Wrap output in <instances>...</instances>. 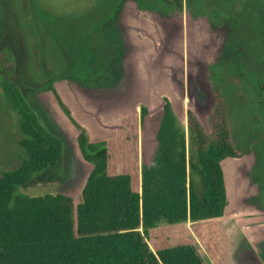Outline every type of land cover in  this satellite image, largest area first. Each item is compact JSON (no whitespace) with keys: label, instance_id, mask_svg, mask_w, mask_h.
<instances>
[{"label":"rangeland","instance_id":"1","mask_svg":"<svg viewBox=\"0 0 264 264\" xmlns=\"http://www.w3.org/2000/svg\"><path fill=\"white\" fill-rule=\"evenodd\" d=\"M26 1L27 9L23 0H0V58L15 56L20 74L27 73L30 101L54 121L71 152L65 172L62 167L34 177L20 192L62 193L79 204L92 169L80 156L76 129L45 90L50 81L43 85L34 77L36 51L53 74L79 90L77 98L93 106L83 116L97 138L114 136L123 116L148 108L141 128L145 164L154 156L164 99L183 124L191 109L210 133L217 85L235 147L254 159L249 178L264 188V0H194L179 11L164 0ZM41 68L46 71L43 62ZM188 140L192 148L189 134ZM20 155L14 110L0 90V174Z\"/></svg>","mask_w":264,"mask_h":264},{"label":"trees","instance_id":"2","mask_svg":"<svg viewBox=\"0 0 264 264\" xmlns=\"http://www.w3.org/2000/svg\"><path fill=\"white\" fill-rule=\"evenodd\" d=\"M164 3L179 11L194 0ZM27 4L23 0L26 9ZM8 54L0 58V90L14 110L21 155L17 165L0 174V264H209L194 244L154 252L149 241L150 231L161 225L224 216L228 196L221 163L247 153L235 147L222 90L214 86L210 133L191 109L183 124L165 98L155 157L143 165L140 131L148 108L141 106L124 117L115 138L93 142L59 97L55 83L61 79L36 51L34 77L43 85L50 81L45 90L55 95L77 129L79 150L93 166L82 201L76 204L62 193L20 192L34 177L62 167L65 172L71 147L56 132L54 121L30 101L27 73L20 74L15 56Z\"/></svg>","mask_w":264,"mask_h":264},{"label":"crops","instance_id":"3","mask_svg":"<svg viewBox=\"0 0 264 264\" xmlns=\"http://www.w3.org/2000/svg\"><path fill=\"white\" fill-rule=\"evenodd\" d=\"M55 88L74 119L90 132L93 142L116 137L115 134L107 138H97L98 135L92 133L83 115L92 114L90 110L93 106L85 98H77L80 95L79 90H73L62 80L55 83ZM161 114L163 116V111ZM128 115L123 116L121 121ZM75 134L79 149L77 129ZM153 137L154 156L149 164H145L142 159L148 151V145L146 146L145 135L142 131L140 133V160L143 165H150L154 160L158 143L157 136ZM80 156L86 162L81 152ZM253 160L249 154L242 158H227L221 163L228 196V206L223 217L172 226L161 225L150 231V241H155L158 248L154 250L150 245L151 249L158 252L164 248L194 244L209 264H264V188L261 189L259 184L254 183L253 178H249ZM213 223L217 226L213 227Z\"/></svg>","mask_w":264,"mask_h":264},{"label":"flooded vegetation","instance_id":"4","mask_svg":"<svg viewBox=\"0 0 264 264\" xmlns=\"http://www.w3.org/2000/svg\"><path fill=\"white\" fill-rule=\"evenodd\" d=\"M116 89L118 90V88H116ZM117 90H116V91H117Z\"/></svg>","mask_w":264,"mask_h":264}]
</instances>
